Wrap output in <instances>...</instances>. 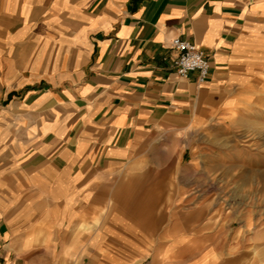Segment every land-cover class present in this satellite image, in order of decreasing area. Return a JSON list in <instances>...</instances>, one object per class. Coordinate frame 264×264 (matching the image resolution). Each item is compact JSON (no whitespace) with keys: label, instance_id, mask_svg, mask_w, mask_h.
Listing matches in <instances>:
<instances>
[{"label":"crops","instance_id":"obj_1","mask_svg":"<svg viewBox=\"0 0 264 264\" xmlns=\"http://www.w3.org/2000/svg\"><path fill=\"white\" fill-rule=\"evenodd\" d=\"M259 87L264 0H0V264L264 263L176 147Z\"/></svg>","mask_w":264,"mask_h":264},{"label":"rangeland","instance_id":"obj_2","mask_svg":"<svg viewBox=\"0 0 264 264\" xmlns=\"http://www.w3.org/2000/svg\"><path fill=\"white\" fill-rule=\"evenodd\" d=\"M247 98L233 117L212 124L192 135L189 143L176 147H190L184 155V164L192 160L194 167L187 166L184 173L205 178L206 184L202 185L205 188H200L211 193L207 205L220 209L218 215L211 217L213 221L224 232L236 234L239 240L251 239L253 235L252 255L256 262H261L264 260V88L252 89ZM178 174L176 171L175 175ZM242 250L247 249H239Z\"/></svg>","mask_w":264,"mask_h":264},{"label":"built area","instance_id":"obj_3","mask_svg":"<svg viewBox=\"0 0 264 264\" xmlns=\"http://www.w3.org/2000/svg\"><path fill=\"white\" fill-rule=\"evenodd\" d=\"M172 47L177 52L173 64L179 77H187L190 72H197V80L203 84L210 73V60L205 51L196 43L180 37L172 39Z\"/></svg>","mask_w":264,"mask_h":264}]
</instances>
